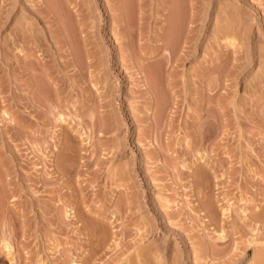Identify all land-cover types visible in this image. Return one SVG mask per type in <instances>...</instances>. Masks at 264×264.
Instances as JSON below:
<instances>
[{"label":"rangeland","instance_id":"obj_1","mask_svg":"<svg viewBox=\"0 0 264 264\" xmlns=\"http://www.w3.org/2000/svg\"><path fill=\"white\" fill-rule=\"evenodd\" d=\"M118 2L0 0V264H264V0Z\"/></svg>","mask_w":264,"mask_h":264},{"label":"bare ground","instance_id":"obj_2","mask_svg":"<svg viewBox=\"0 0 264 264\" xmlns=\"http://www.w3.org/2000/svg\"><path fill=\"white\" fill-rule=\"evenodd\" d=\"M115 1L118 2V0H115ZM127 2H128V1H127ZM62 3H63V2H62ZM112 3H113V2H112ZM114 3H115V2H114ZM119 3H120V2H118L117 5H118ZM103 4H104V3H103ZM112 5H113V4H111L110 6H107L108 9H109V11L112 9ZM67 6H68V5H67ZM82 6L85 7L87 10H91V7H90L87 3L85 4L84 2H82ZM118 6L120 7L121 5L119 4ZM114 7H115V6H114ZM117 8H118V7H117ZM46 10H47V9H46ZM118 12H120V11H118ZM122 12H123V11H122ZM48 13H51V14H52L53 11L49 9V10H48ZM120 13H121V12H120ZM120 13H119V14H120ZM53 15H54V13H53ZM180 16H181V15H180ZM60 18H61V17H60ZM141 18H142V17H141ZM62 19H63V18H62ZM116 19H117L118 21L121 20V22H124V23L126 24L125 32L127 33L128 37L131 36V34H132V32H131V28H129V26H128V25H129V22L126 21L125 15H124L123 13H121L120 15L117 14ZM181 22H182V21H181ZM139 24H140V23H139ZM182 26H183V25H182ZM129 29H130V30H129ZM172 29H173V28H172ZM170 31H171V30H170ZM171 32H172V31H171ZM178 33H179V32H178ZM169 34H170V33H169ZM177 37H178V36H177ZM174 38H175V37H174ZM172 39H173V38H172ZM130 42H131V41L128 42V47H131ZM159 45H160V44H159ZM161 47H162V46L158 47L156 51H159V50L161 49ZM154 51H155V50H154ZM156 51H155V53H156ZM152 52H153V51H152ZM150 53H151V52H150ZM153 53H154V52H153ZM103 59H104V58H102V60H103ZM103 62H104V61H103ZM105 62H106V60H105ZM104 64H105V63H104ZM109 65H110V64H109ZM102 66H103V65H102ZM107 68H108V67H107ZM107 68H106V69H107ZM103 75H104V74H103ZM104 79H105V78H104ZM112 93H113V92H112ZM102 123H103V122H102ZM5 246H6V245H5ZM8 246H9V245H8ZM8 246H6V247H8ZM9 247H10V246H9ZM9 247H8V248H9Z\"/></svg>","mask_w":264,"mask_h":264}]
</instances>
